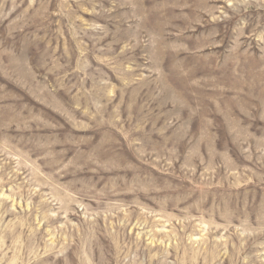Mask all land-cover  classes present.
Returning a JSON list of instances; mask_svg holds the SVG:
<instances>
[{
	"label": "rangeland",
	"instance_id": "obj_1",
	"mask_svg": "<svg viewBox=\"0 0 264 264\" xmlns=\"http://www.w3.org/2000/svg\"><path fill=\"white\" fill-rule=\"evenodd\" d=\"M0 264H264V0H0Z\"/></svg>",
	"mask_w": 264,
	"mask_h": 264
},
{
	"label": "bare ground",
	"instance_id": "obj_2",
	"mask_svg": "<svg viewBox=\"0 0 264 264\" xmlns=\"http://www.w3.org/2000/svg\"><path fill=\"white\" fill-rule=\"evenodd\" d=\"M229 207V206H228Z\"/></svg>",
	"mask_w": 264,
	"mask_h": 264
}]
</instances>
